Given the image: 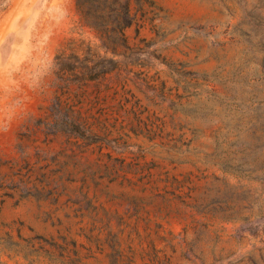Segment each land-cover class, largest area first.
Wrapping results in <instances>:
<instances>
[{
	"label": "rangeland",
	"instance_id": "rangeland-1",
	"mask_svg": "<svg viewBox=\"0 0 264 264\" xmlns=\"http://www.w3.org/2000/svg\"><path fill=\"white\" fill-rule=\"evenodd\" d=\"M131 11L129 60L65 89L75 0H0V264H264V0Z\"/></svg>",
	"mask_w": 264,
	"mask_h": 264
},
{
	"label": "trees",
	"instance_id": "trees-1",
	"mask_svg": "<svg viewBox=\"0 0 264 264\" xmlns=\"http://www.w3.org/2000/svg\"><path fill=\"white\" fill-rule=\"evenodd\" d=\"M131 4L132 0H75L80 25L92 33L94 41L71 38L57 51L54 66L59 88L102 81L129 60L125 30L135 19ZM68 124L83 136L78 125Z\"/></svg>",
	"mask_w": 264,
	"mask_h": 264
}]
</instances>
